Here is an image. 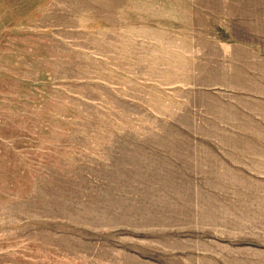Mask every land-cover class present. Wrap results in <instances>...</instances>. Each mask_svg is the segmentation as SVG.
I'll return each mask as SVG.
<instances>
[{"label":"rangeland","instance_id":"rangeland-1","mask_svg":"<svg viewBox=\"0 0 264 264\" xmlns=\"http://www.w3.org/2000/svg\"><path fill=\"white\" fill-rule=\"evenodd\" d=\"M0 264H264V0H0Z\"/></svg>","mask_w":264,"mask_h":264}]
</instances>
